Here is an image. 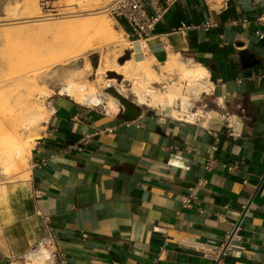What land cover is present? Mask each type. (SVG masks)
Segmentation results:
<instances>
[{
	"label": "crops",
	"instance_id": "0c3cea01",
	"mask_svg": "<svg viewBox=\"0 0 264 264\" xmlns=\"http://www.w3.org/2000/svg\"><path fill=\"white\" fill-rule=\"evenodd\" d=\"M226 16L254 19L256 12L248 0H229L223 15L204 0H181L143 43L128 38L124 20L85 19L101 23L103 32L83 31L73 16L57 22L63 36L52 47L79 51V59L115 43L121 33L138 64L155 59L163 65L171 53L180 64L194 58L214 83L192 99V110L206 120L194 125L176 118L171 111L181 107L169 102L165 110L134 103L142 115L126 122L123 109L81 107L50 96L49 118L33 132L28 169L0 180V264H55L48 244L39 245L44 215L68 264H216L221 250L224 264H264V77L251 78L264 74V39L258 35L264 26H227ZM205 21L216 26L186 36L179 31L181 23ZM245 50L260 64L243 69ZM86 135L91 140L79 150L75 145ZM207 159L219 162L206 176L201 202L184 208Z\"/></svg>",
	"mask_w": 264,
	"mask_h": 264
},
{
	"label": "rangeland",
	"instance_id": "374dc122",
	"mask_svg": "<svg viewBox=\"0 0 264 264\" xmlns=\"http://www.w3.org/2000/svg\"><path fill=\"white\" fill-rule=\"evenodd\" d=\"M114 0H0V17H11V20L0 22V180L3 177L17 174L22 169H28L29 164L27 155L30 153V143L36 137L33 133L40 125L30 114L32 106L44 107L48 111V103L46 92L38 91L37 86L33 83L36 79L40 85H46L48 90L53 92L51 96H62L78 106H85L97 109H109L108 103H114L116 109L121 112V100L139 103L138 99L132 94L131 89L136 81L134 72L139 67L136 61L131 60V51L126 50L130 46L123 33L119 34L115 43L103 46L98 52L91 56H82L81 52L76 54L67 53L64 58L65 64L54 66L50 71L28 74L31 63L30 58H39L40 53L43 55L42 47L39 43H43L49 50L54 42L58 39L30 38L31 40H9L3 35L5 29L12 27H23L28 25L57 24V22L67 16H73L81 21L85 19H102L104 23H112L106 15L99 14V10L111 4ZM221 0H218L220 2ZM38 12L42 15L50 14L51 20L43 22H27L31 15ZM19 18L18 20H15ZM29 20V19H28ZM20 22L13 24V22ZM39 35V34H38ZM46 36V35H44ZM62 39V38H61ZM60 39V40H61ZM107 55L115 58V63L121 66L131 68L130 74L132 80L125 81V70L120 69L119 73L112 70H100V59ZM83 60L84 66L86 62L91 64V71L83 69L70 76H65L62 83H77L89 89L95 88V93L105 96L103 103L100 105L89 104L81 100H76L61 90L56 91L51 88L47 79L55 78L53 71L58 67H64L74 61ZM150 59H145L149 61ZM182 65V66H181ZM179 67H191L190 64H181ZM153 65L155 70L159 69ZM36 76V78H35ZM114 81L111 83L110 81ZM166 83V81H164ZM157 87V85L153 84ZM140 104V103H139ZM144 105V104H141ZM33 111V107H32ZM114 111V110H112ZM8 123H14L15 129L10 128ZM22 151V152H21ZM8 167V171L3 169Z\"/></svg>",
	"mask_w": 264,
	"mask_h": 264
},
{
	"label": "bare ground",
	"instance_id": "6f19581e",
	"mask_svg": "<svg viewBox=\"0 0 264 264\" xmlns=\"http://www.w3.org/2000/svg\"><path fill=\"white\" fill-rule=\"evenodd\" d=\"M27 18L29 20L27 19L22 23L48 21L51 20V15H42L38 12L36 15H31ZM3 19H5V21H9L11 20V17H0V22ZM18 19L19 18H16L15 20ZM18 23L20 22H13V24ZM79 27L83 31H104V27L96 20L81 21L79 22ZM2 33L9 40H31L30 38H41L42 36L46 39H58L60 41L62 38V32L56 23H47L40 26L28 25L23 27H12L5 29ZM74 44H77V42H74ZM39 45L42 47L43 55L40 53L39 58H30V60L33 59V62L31 63L28 71V74L34 73L36 76L39 73L50 71L56 65L62 64V62L65 61L64 58L67 56V52L63 51L61 47H51V50H49L42 42L39 43ZM66 45L67 41L63 44V46ZM154 64L159 69L155 70L153 68ZM180 65L178 57L172 53L163 65L158 64L155 59L140 62L138 69L134 72L136 81L131 89V92L138 99L140 104H145L155 110H165L169 102H178L181 109L174 108L172 109L171 114L176 118H188L189 120H192V99L199 98L204 92H210V73L204 66L194 60L192 62V66L189 68L179 67ZM109 68L117 73H119L120 69H124L126 71L125 81L132 80L130 76L132 70L129 65L120 67V65L115 63L114 57L112 58L104 55L100 59V70L103 69L105 71ZM84 70L91 71V64L89 62L85 63ZM74 71L75 72H73V74H76L81 70ZM53 79L54 78H50L47 80ZM164 81H166V83ZM110 82L113 83L114 81L112 80ZM33 83L37 86L38 91L42 93L46 92L47 97L51 96L53 90H48L46 85H40L37 79L33 81ZM153 84H164L165 90H162ZM53 86H60L62 92L64 91L76 100H81L89 104L100 105L103 103L105 98V96L96 94L95 88L89 87V89H87L83 85H79L75 82L67 84H54ZM108 106L110 109L114 110V112H118L114 103L109 102ZM32 107L30 109V114H32V117L36 120V123L44 122L49 118V112L44 107ZM8 124L10 128L15 129L16 125L14 123ZM8 169V167H5L3 170L8 171ZM43 255L44 252H41V254H39L40 257L37 259H40Z\"/></svg>",
	"mask_w": 264,
	"mask_h": 264
},
{
	"label": "built area",
	"instance_id": "2783aa9c",
	"mask_svg": "<svg viewBox=\"0 0 264 264\" xmlns=\"http://www.w3.org/2000/svg\"><path fill=\"white\" fill-rule=\"evenodd\" d=\"M181 0H114L111 4L106 6L105 8L99 10V14L106 15L110 20L113 21H121L124 20L127 22L129 27L131 28V35H128V38L132 40H136L137 42H145L150 38H153L157 35V30L159 25L165 19L166 15L172 10V8ZM228 2L229 0H204L206 6L213 10L218 15H223L228 10ZM250 8L256 12V16L254 19H250L248 17H243L240 19H233L230 16H226V25L227 26H249L251 24L257 25L258 27L264 26V13L260 12L263 0H248ZM216 26L213 22L205 21L199 26H195L192 24L181 23L179 31L182 32L185 36L188 35L192 30L202 29L205 31H210ZM260 35L261 39H264V35ZM145 54H148L147 46H143ZM194 58L189 59L190 62H193ZM195 61V60H194ZM260 77H264L263 75H259L256 73L251 74L252 79H257ZM211 82V78H209ZM213 82L209 86L211 91V87H213ZM192 111V120L188 118H183L186 122L194 124V125H202L206 120V116L203 112L197 110ZM210 135L219 139L218 133L215 131H210ZM91 140L90 136H84L79 140V142L75 145L79 150ZM195 156L197 154H192ZM218 160L210 159L205 161L204 166V174L200 177L199 181L189 188V193L187 197L183 200L184 208H193L196 203L201 202L200 192L208 185V180L206 178L207 174L215 169L218 164ZM225 166V164H223ZM200 213H204L205 209L200 207ZM43 223L45 226L46 235L44 239L39 242V245L48 244V252L50 256L53 258L55 264H68V256L67 253L59 241V237L56 233V228L54 227L50 216L44 215ZM224 256V252L221 250L218 258L216 260V264H224L221 260Z\"/></svg>",
	"mask_w": 264,
	"mask_h": 264
},
{
	"label": "water",
	"instance_id": "95a60500",
	"mask_svg": "<svg viewBox=\"0 0 264 264\" xmlns=\"http://www.w3.org/2000/svg\"><path fill=\"white\" fill-rule=\"evenodd\" d=\"M241 58V64L242 68L247 70V69H252L256 67L258 64H260V61L257 59L255 54H251L248 50L242 51L240 54ZM84 67V62L83 60H78L74 61L64 67H58L56 68L53 73H55V78L53 80H47L49 85L51 86L52 89L59 91L61 90L60 86H53L54 84H60L63 81V78L65 76H70L75 72L74 70H82ZM122 109H123V120L126 122H133L136 119H138L141 115V109L135 105L134 103H131L129 101H126L125 99H122L121 101ZM247 210L244 212L240 222L236 226V230L239 228V226L242 223V220L246 214ZM233 234L230 237V240L228 242V245L230 244L232 240Z\"/></svg>",
	"mask_w": 264,
	"mask_h": 264
}]
</instances>
